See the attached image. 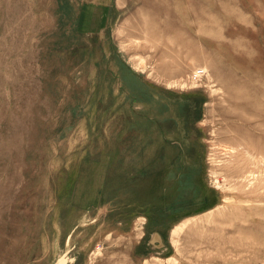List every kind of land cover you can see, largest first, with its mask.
I'll list each match as a JSON object with an SVG mask.
<instances>
[{
    "label": "rangeland",
    "instance_id": "obj_1",
    "mask_svg": "<svg viewBox=\"0 0 264 264\" xmlns=\"http://www.w3.org/2000/svg\"><path fill=\"white\" fill-rule=\"evenodd\" d=\"M262 111L264 0H0V264H264Z\"/></svg>",
    "mask_w": 264,
    "mask_h": 264
},
{
    "label": "built area",
    "instance_id": "obj_2",
    "mask_svg": "<svg viewBox=\"0 0 264 264\" xmlns=\"http://www.w3.org/2000/svg\"><path fill=\"white\" fill-rule=\"evenodd\" d=\"M204 70L203 69H198L196 71H194L193 73V76L196 78V77H199L203 74Z\"/></svg>",
    "mask_w": 264,
    "mask_h": 264
},
{
    "label": "bare ground",
    "instance_id": "obj_3",
    "mask_svg": "<svg viewBox=\"0 0 264 264\" xmlns=\"http://www.w3.org/2000/svg\"><path fill=\"white\" fill-rule=\"evenodd\" d=\"M246 92H248L249 94L251 93V90H248V91H246ZM262 92V91H261ZM253 94H254V92H253ZM262 94V93H261ZM244 109V108H243ZM241 114V113H240ZM261 116H262V114H264V111H262V112H260L259 113Z\"/></svg>",
    "mask_w": 264,
    "mask_h": 264
}]
</instances>
